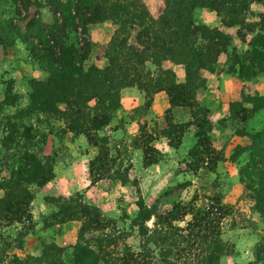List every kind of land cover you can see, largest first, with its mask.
Here are the masks:
<instances>
[{"label": "rangeland", "instance_id": "obj_1", "mask_svg": "<svg viewBox=\"0 0 264 264\" xmlns=\"http://www.w3.org/2000/svg\"><path fill=\"white\" fill-rule=\"evenodd\" d=\"M245 10L244 24L257 25L258 15H264V0L246 5ZM38 12L44 23L52 22L46 5ZM205 12L194 11L196 23L206 24ZM236 26L218 30L229 36L231 46L244 50ZM239 31L245 32V27ZM88 41L85 66L105 67V27L89 28ZM27 56L19 43L0 46V103L4 92L17 98L12 106L0 104V179L22 156L26 128L31 140L25 148L51 162L53 177L41 188L29 186L33 194L29 223L0 219V264H15L11 256L42 264L40 253L50 244L65 248L64 264L73 263L75 245L88 246L104 262L105 255L112 257L115 264H121L126 253L133 255V264H256L253 253L264 242V217L255 212L252 192L238 176L246 155L236 161L230 156L236 146L250 145L249 134L264 125V106L252 109L248 121H238L232 120L228 103L241 93L264 96V74L242 82L225 73L229 59L221 55L190 110L169 108L162 93L120 91V109L106 127L88 134L87 144L83 135L66 132L61 121L26 110L31 81L47 78ZM131 100L132 105L125 104ZM239 130L247 134L236 135ZM37 133L45 136L42 144ZM9 137L14 142L5 144ZM78 137L86 147H81ZM99 148L106 159L90 170L105 174L96 180L99 172L89 174L88 162ZM143 152L153 164L143 165ZM138 204L155 208L142 224L136 218ZM78 205L92 211L81 215ZM69 214L78 219L65 221ZM107 240L114 243L105 247Z\"/></svg>", "mask_w": 264, "mask_h": 264}, {"label": "trees", "instance_id": "obj_2", "mask_svg": "<svg viewBox=\"0 0 264 264\" xmlns=\"http://www.w3.org/2000/svg\"><path fill=\"white\" fill-rule=\"evenodd\" d=\"M255 1L258 0H162L160 13L152 18L139 0H48L45 3L0 0V46L13 47L19 43L29 62L47 74L45 81H31L26 110L37 112L47 120L61 121L66 132L74 137L83 135L90 144L88 134L106 127L112 114L120 109L123 89L135 88L143 95L162 92L169 108L190 110L196 92L205 86L201 72L212 74L221 55L229 59L225 73L242 82L264 74V15H258V26L244 24L245 7ZM44 5L50 9L52 22L49 24L41 20L38 12ZM197 9L212 12L222 27L238 25L236 38L245 49L231 46L229 36L217 28L196 23L194 11ZM105 22L115 27L102 54L106 65L86 67L90 45L88 29ZM241 27H245V32L239 31ZM165 63L182 68L181 83H176L170 69L162 68ZM2 98L1 106H12L17 101L15 95L6 92ZM263 106L264 96L243 93L228 103L232 120L238 121H248L251 110ZM204 122L209 125L207 118ZM201 127L202 132L205 128ZM29 130L24 129L22 156L14 162L17 165L0 179V219L7 223H29L28 207L33 200L29 186L41 188L53 177L51 162L41 161L25 148L31 140ZM246 134L239 130L236 135ZM36 136L42 144L44 134ZM249 138L251 144L236 146L230 160L246 155L245 164L238 168V176L252 192L255 212L264 217V125L249 134ZM13 142L14 138L9 137L5 144ZM103 159H106L104 150L99 148L88 162L89 174L99 172L96 180L101 179L105 170H90V167ZM142 162L144 166L154 163L146 159L144 152ZM137 209L136 218L141 224L155 210L140 204ZM78 210L81 215L92 211L82 205H78ZM77 219L76 215L65 221ZM84 220L83 230L86 229ZM113 243L107 240L105 247ZM64 252L65 248L50 244L43 247L39 259L42 264H64L61 260ZM132 256L126 253L120 258L121 264H133ZM253 256L254 263L264 264L263 241L256 246ZM71 257L72 264H115L116 261L105 255L104 262L102 256L86 245L73 246ZM11 261L29 264L15 256H11Z\"/></svg>", "mask_w": 264, "mask_h": 264}, {"label": "crops", "instance_id": "obj_3", "mask_svg": "<svg viewBox=\"0 0 264 264\" xmlns=\"http://www.w3.org/2000/svg\"><path fill=\"white\" fill-rule=\"evenodd\" d=\"M143 4H144V6L146 7V9H147V11H148V13H149V15L152 17V18H156L157 16H158V14L160 13V10H161V4H162V0H140ZM202 16L204 17V18H207L208 19V21L206 22V24H203V25H205V26H207V27H209V28H217V29H219V26H221L220 25V23H219V20H217L218 18L211 12H208L207 10H206V12L205 13H203L202 14ZM201 24V23H200ZM101 27V26H103V27H105V43H106V41L107 40H109V38H110V36H111V34L113 33V31H114V29H115V27L114 26H112L111 24H109V23H101V24H96V25H93V26H91L90 28H92V29H94V28H96V27ZM91 31V30H90ZM92 32V31H91ZM222 57V56H221ZM105 65H106V63H105ZM165 65V69H170L172 72H173V74L175 75V77H176V83H181L182 81H183V70H182V68L180 67V66H174V65H171V64H169V63H165V64H163V66ZM201 75H202V77L206 80L207 79V81H208V79L210 78V77H212L209 73H207V72H201ZM126 90H133V88H127V89H123V90H121V94L122 93H124V91H126ZM237 90H238V88H237ZM160 93H162V92H160ZM163 94V93H162ZM165 96V95H164ZM230 99H232L233 100V98H230ZM167 101V100H166ZM165 101V104H166V106H168V104H167V102ZM126 102V101H125ZM126 105H132V100L131 101H128V104H127V102L125 103ZM164 104V105H165ZM163 105V106H164ZM224 110V109H223ZM79 139H82V141L83 142H81V143H83V144H80L81 145V147H86V145H85V140L82 138V137H78Z\"/></svg>", "mask_w": 264, "mask_h": 264}]
</instances>
